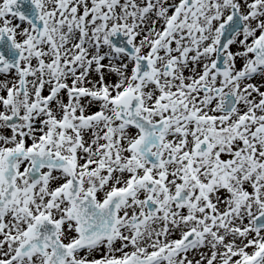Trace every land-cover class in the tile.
Segmentation results:
<instances>
[{"label":"snow or ice","instance_id":"obj_1","mask_svg":"<svg viewBox=\"0 0 264 264\" xmlns=\"http://www.w3.org/2000/svg\"><path fill=\"white\" fill-rule=\"evenodd\" d=\"M0 264H264V0H0Z\"/></svg>","mask_w":264,"mask_h":264}]
</instances>
